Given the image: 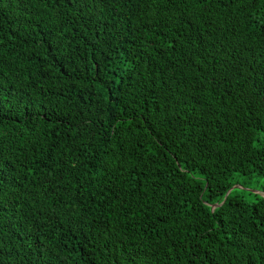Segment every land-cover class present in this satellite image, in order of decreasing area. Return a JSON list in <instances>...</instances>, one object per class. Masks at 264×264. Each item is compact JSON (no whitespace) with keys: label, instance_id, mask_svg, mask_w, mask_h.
Returning a JSON list of instances; mask_svg holds the SVG:
<instances>
[{"label":"trees","instance_id":"1","mask_svg":"<svg viewBox=\"0 0 264 264\" xmlns=\"http://www.w3.org/2000/svg\"><path fill=\"white\" fill-rule=\"evenodd\" d=\"M255 179L264 0H0V264H264Z\"/></svg>","mask_w":264,"mask_h":264},{"label":"rangeland","instance_id":"2","mask_svg":"<svg viewBox=\"0 0 264 264\" xmlns=\"http://www.w3.org/2000/svg\"><path fill=\"white\" fill-rule=\"evenodd\" d=\"M255 182L258 185H263L264 186V182L262 180L255 179ZM256 188H258L257 190L255 189L256 193L262 196L261 188L260 187H256ZM239 189H242V188H239ZM251 190L254 191V189H251Z\"/></svg>","mask_w":264,"mask_h":264}]
</instances>
